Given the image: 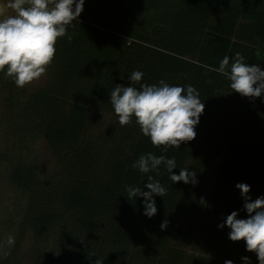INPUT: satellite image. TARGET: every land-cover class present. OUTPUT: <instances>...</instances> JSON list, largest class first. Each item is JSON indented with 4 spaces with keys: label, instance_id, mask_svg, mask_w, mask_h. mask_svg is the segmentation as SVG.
<instances>
[{
    "label": "trees",
    "instance_id": "16d2710c",
    "mask_svg": "<svg viewBox=\"0 0 264 264\" xmlns=\"http://www.w3.org/2000/svg\"><path fill=\"white\" fill-rule=\"evenodd\" d=\"M129 1L131 0H109L111 7L117 11L118 15L119 12H126ZM133 1L135 2L134 6L139 9L138 16H133L126 23L123 19L120 23L122 28H119L118 25V32L110 24V21L116 19L115 13L110 11L104 12V17L96 15L100 17L99 19H90L92 17L90 16L88 21L74 20V26L67 27L65 36L58 38L53 60L56 74L59 75L56 85L58 89L54 92L57 97L55 101L50 98L53 95V89L51 92L43 93L42 100L37 103L28 100V90L24 88L21 96L17 90L9 91L8 86L12 82L5 75L7 68L4 72H0V90L6 100V111L2 123L8 129L7 138L12 137L16 141H22L24 145L27 137L33 131L41 132L42 128L50 122H47L48 117L40 115L41 110L45 111V115L48 110L42 109V106L45 105L48 108L51 103H54L62 113L64 111L58 97H65L74 102L72 119L69 123L66 122V125L71 128H75L74 124L80 123L81 118L85 117L91 108L109 112L112 108L110 91L117 84L126 87L132 86L130 73L141 71L144 73L142 82L149 85L158 84L163 79L171 86H194L200 93L199 98L205 105V110L201 114L199 124L195 127L196 138L188 141L189 145L181 143L179 149L168 146V151L163 152L162 148L165 146L156 147L150 139L140 141L137 144L135 155L128 162L124 160L120 172L125 171L124 167L130 162L134 163L142 154L153 153L156 156L164 155L166 158L176 159L184 146L191 149L194 146L196 150L204 151V155L213 157V149L224 146L223 157L230 160V167L239 177L246 179L252 171L251 166L256 164L260 158H264V123L260 120H252L254 117L247 116L248 112L240 95L233 92L227 77L215 69L219 67L220 61L225 56L232 57L236 52L242 53L246 62L253 60L255 55L264 58V46L255 49L252 54L248 47L247 54L245 52L247 47L241 42L245 40L257 43V40L252 42V38L257 37L256 34L264 41V0ZM240 16L247 19V25L243 28H239ZM217 28L218 33L216 34ZM238 32H244L245 35L240 37L237 35ZM217 35H220L219 39ZM69 36L71 40L68 39ZM233 37L240 41H233ZM12 87L17 89L16 85ZM24 96H26L24 103L27 104V106L24 104V116L28 112L27 124L29 126L23 124L22 98ZM228 101L230 102L228 106L230 107L228 110L230 118H225L221 114L227 109L221 105ZM56 109L48 112L51 116L58 117L52 122L56 121L60 124L61 113ZM245 120L251 121L245 122ZM130 123L137 124L135 117ZM50 129L55 132V142H60L62 138L59 132L53 127ZM221 134L225 136V140L220 139ZM235 146L243 147L244 151L241 152ZM61 154H68V152L59 151L54 157L56 160L59 158V161L63 163L65 155ZM12 156L14 158L11 162L14 163H11V170L6 177L14 181V186L23 181L26 187L36 185L33 194H26L32 199L35 198L42 193V190L40 189L41 184L37 181L34 161L30 163V166L25 167L23 163L25 157L20 152H15ZM31 158L29 160H32ZM250 160L252 163L249 165L248 161ZM262 164L264 166V160ZM66 166L73 171L77 170L76 160L67 163ZM89 170L85 176H81L79 170L75 173L63 171L68 175L69 181L74 178L75 182L70 185L74 189H78L74 193L66 195L67 198H63V204L67 209L85 214V208L97 210L102 206L91 191V186H93L91 180L95 175L91 174L93 169ZM115 170L119 174L118 169ZM126 171V175L123 176L127 180L129 172L127 169ZM240 171H242L241 175H239ZM221 173L222 169H219L220 188L229 189V184L223 182L224 178H221ZM140 174L142 173L138 171L134 175L137 180L136 185L139 184ZM173 174L179 175L176 169H173ZM169 176L167 171L165 179L160 182L163 186L170 187ZM123 181L124 179L118 176L117 182L113 183L114 191L109 195L105 194V198L100 200L107 204L116 203L121 214L120 218L127 222L132 220L136 223L140 221L146 224L147 221V225L150 223L160 225L159 223L167 220L166 231L172 230L175 220L167 213L171 206L167 195L154 196V199L157 198L161 201V205L157 206V214L149 221L144 215L143 197L138 196V198H142L139 202L136 200L137 197L134 201L131 200V205L128 200L119 197V193L129 187L128 183L125 185V181L123 185ZM231 182L234 183L231 185L238 189L236 187L238 180L232 178ZM46 185H49L48 181ZM46 193L49 195L47 191ZM124 206L127 207L126 210ZM130 207L132 209H129ZM104 210L103 207L101 212ZM229 210L239 211V207L231 205ZM119 212L115 210V215H113L116 221ZM63 215L64 213L50 214L47 218L52 219L55 223ZM88 224L89 222L80 223L78 229H73L68 235L67 241L70 243L75 239L82 241V237L85 236L84 229ZM224 224L226 227L224 232L217 231L215 226L204 224L201 228V237L197 238V243H195V251L188 259L183 258V253L179 254L181 251H177L181 243L186 241L185 231H176L177 239L173 243L167 244V232L153 229L147 236L150 239L141 240L137 243L138 247L133 244L136 250L134 252L129 251L132 247L130 241L126 242V246L120 244L111 248L106 236L103 237L102 243H95L97 247L93 246L92 240L86 242L84 251L86 256H95V253L101 252L103 264H225L227 260H231L233 264H246L242 258L248 257L251 260L253 252L247 251L246 242L243 240L232 246L233 251L226 250L229 246H225L224 241L229 240L227 235L231 230L226 226V222ZM152 233L162 237L158 240V235ZM164 250L166 252L161 253ZM175 253L179 254L176 258L174 257ZM202 254H204V261H200ZM164 255L166 257L162 258ZM212 257H215L214 260ZM163 259H166L167 263ZM94 263L89 261L84 264Z\"/></svg>",
    "mask_w": 264,
    "mask_h": 264
},
{
    "label": "rangeland",
    "instance_id": "374dc122",
    "mask_svg": "<svg viewBox=\"0 0 264 264\" xmlns=\"http://www.w3.org/2000/svg\"><path fill=\"white\" fill-rule=\"evenodd\" d=\"M134 5L135 2L133 0L129 1L126 12H119L118 15L117 11L111 7L109 0H85L84 10L77 20L88 21L90 16H92L90 19H99L100 17L96 15L99 14L104 17V12L113 11L116 19L110 21V24L118 32V25L119 28H122L120 23L123 19L126 23L133 16H138L139 9ZM240 20L239 28L245 27L247 19L244 16H240ZM237 35L243 37L245 34L244 32H238ZM217 36L219 39L220 35ZM256 36V38H252V42L257 40V43L241 41L242 45L247 47L245 51L247 54L248 47H250V53L252 54L255 49L257 50L264 46L262 37L257 34ZM233 41H238V39L233 37ZM246 63L257 64L264 70V58L259 57V55L253 56V60ZM58 76L52 61L46 72L39 79H35L25 85L24 89L28 90V100L37 103L42 100L43 93L51 92L53 89V95L50 98L55 101L57 97L54 92L58 89L56 86ZM7 78L12 82L8 86V90H17L21 96L23 89L17 86V89H13L12 86L16 85L13 78ZM58 98L62 102L63 113L54 103H51L48 108L45 105L42 106V109L48 110L46 115L45 111L41 110L40 115L48 117L47 122H50L42 128L41 132L33 131L23 145L22 141H16L12 137L7 138L8 129L2 123V118L6 111V100L5 95H2L0 90V264H84L89 261L96 263L99 259L102 260L101 252L95 253V256H86L84 249L87 245L86 242H89V240H92L93 246L97 247L95 243H102L103 237L106 236L111 248L120 244H125L126 246V242L130 241L132 247L129 251L134 252L136 250L133 246L138 247V242L143 239H150L147 236L153 229L155 231L162 230V223H159L160 225H152L151 223L147 225V221L146 224L140 221L136 223L132 220L127 222L120 218L121 214L116 203L107 204L100 200L105 198V194L109 195L114 191L113 183L117 182L118 176L124 179L125 185L128 183L129 187H141L143 191H150L145 187L148 183V176H152L153 181L162 182L165 179L164 176L167 170L164 166L160 167L158 173L152 171L140 174L138 185H136L137 180L134 175L139 170L132 167L133 163L131 164L130 162L129 165L124 167L125 171L120 172L124 160L128 162L135 155L137 144L150 138L142 133L138 124L129 123L121 126L113 107L109 112L97 111L95 108H91L89 113H86L85 117L81 118L80 123L74 124L75 128H71L66 125V122L69 123L72 119L74 102L65 97ZM240 98L245 109H247V116L250 118L254 117L252 120H260L264 123V94L255 99L242 97L241 95ZM22 99L24 116L26 96ZM25 105L27 106V104ZM229 105V101L221 105V107L227 109L221 116L230 118ZM56 108L61 113L60 124L56 123V121L52 122L58 117L55 118L48 112ZM28 120L29 114L26 112L23 124L29 126L27 124ZM249 121L251 120H245V122ZM50 127L55 128L59 132L62 138L60 142H55V132ZM220 139L225 140L226 138L221 134ZM182 144L189 145L188 142H182ZM61 146L64 147L61 148ZM223 147L213 149L214 156L209 157L204 155V151H200L201 149L196 150L194 146L193 149L184 146L179 156L175 159L177 167L174 169L180 174L181 168L188 167L190 172L196 173L198 183L193 185L192 183L185 184L183 181L179 183L170 181V187L168 185L164 186L167 189V198L171 203L167 213L175 220L172 224L173 231L164 229L167 232L169 241H167V244L173 243L177 239L176 231H185L186 241H183L181 246L177 248V251H181L179 254H184L181 255L185 259H188L194 253L195 243H197V238L201 237V228L204 224L215 226L217 231L224 232L226 230L225 226L220 228L219 225L224 224L227 216L232 213L229 210V206L239 207V211H236L239 213L238 219L248 218V213L244 210L245 201L241 195V190L235 189L231 185L234 184L231 182L232 178H236L238 183L250 185L251 191L249 195L252 200L264 196V166L262 164L264 158H260L256 164L251 166L252 171H250L246 179H242L230 167V160L223 157V151H225ZM235 147L241 152L244 151L243 147ZM59 151L68 152V154H61L65 155L63 163L59 161V158L56 160V157H54ZM15 152H20L25 157L23 159L25 167L30 166V163L34 161L33 166L38 178L37 181L41 184L42 193L35 198L33 197V199L27 195L35 192L36 185L26 187L23 181L21 184L14 186V181L6 177L11 170V163H14L11 160L14 158L12 154ZM29 158L32 160H29ZM73 160H76V171L66 166L67 163ZM85 163L88 164L86 165ZM251 163V160L248 161L249 165ZM89 169H93L91 174L92 176L95 175L93 180H91L93 182L91 191L99 199L102 206L97 210L85 208V214L67 209L63 204V198H67L68 196L66 195H70L78 189H74L70 185L75 182L74 178L69 181L68 175L63 171L75 173L79 170L81 176H85L90 171ZM115 169H118L119 174L116 173ZM126 169L129 172L127 180L123 176L127 173ZM219 169H222L221 178H224V183L229 184V189L220 188L221 185L218 181ZM241 172H239V175H241ZM47 181L49 185H46ZM46 191L49 195H47ZM119 197L128 200L131 205V200L127 197V190H122L119 193ZM140 199L142 200V198H136L138 202ZM155 202L156 207L161 205L159 199L156 198ZM103 207L105 210L101 212ZM124 209L126 210L127 207L124 206ZM129 209H132V207ZM115 210L119 212L117 221L113 218ZM58 213H64V215L55 223L52 219L47 218L50 214L56 215ZM145 218L149 221L152 220L148 216ZM83 222H89V224L84 229L85 236L82 237V241L75 239L72 243L68 242V235L73 229H78L79 224ZM152 234L158 235V240L162 237L156 233ZM10 235L15 238V244L12 246L7 243ZM238 242L230 239L225 240V246H229L226 250L233 251L232 246L237 245ZM164 252L166 250L161 251V253ZM179 254L175 253L174 257L176 258ZM166 255L162 258H165ZM159 260L161 261V258ZM163 261L167 263L166 259H163ZM200 261H204V254H202ZM250 261L251 264H260L255 252H253Z\"/></svg>",
    "mask_w": 264,
    "mask_h": 264
},
{
    "label": "clouds",
    "instance_id": "9594fccd",
    "mask_svg": "<svg viewBox=\"0 0 264 264\" xmlns=\"http://www.w3.org/2000/svg\"><path fill=\"white\" fill-rule=\"evenodd\" d=\"M84 3L85 0H0V72L7 68L5 75L13 78L21 89L39 79L54 60L58 38L65 36L67 27L74 26L73 21L80 17ZM215 70L227 77L233 92L242 97L255 99L264 94V70L257 64L246 63L240 52L225 56ZM143 76V72L133 71L130 73L132 86L117 84L110 91V103L119 124L128 125L135 117L142 133L154 146H165L163 152L168 151V146L179 149L182 142L194 140L195 127L205 110L198 90L192 85L171 86L163 79L149 85L142 82ZM161 166L166 168L172 182L198 183L196 173L188 167L181 168L179 175L173 174L177 167L175 158L147 153L132 165L141 173H158ZM145 187L150 191L128 187L127 197L133 201L143 197L144 215L151 218L158 211L154 196H165L167 189L159 181H153L152 176H148ZM236 187L241 190L248 218L238 219L236 211L227 216L226 226L231 229L229 239L245 241L247 251L255 252L260 264H264V196L252 200L250 185L238 183ZM167 224L165 220L161 229H166ZM7 243L14 245L15 238L10 235ZM242 259L251 264L248 257ZM97 264L103 262L99 259ZM225 264L233 262L227 260Z\"/></svg>",
    "mask_w": 264,
    "mask_h": 264
}]
</instances>
